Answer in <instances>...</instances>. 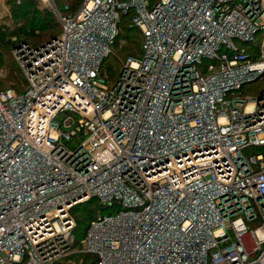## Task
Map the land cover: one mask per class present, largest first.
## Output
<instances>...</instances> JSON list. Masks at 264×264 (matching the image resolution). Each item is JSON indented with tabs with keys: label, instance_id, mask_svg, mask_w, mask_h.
I'll return each instance as SVG.
<instances>
[{
	"label": "built area",
	"instance_id": "built-area-1",
	"mask_svg": "<svg viewBox=\"0 0 264 264\" xmlns=\"http://www.w3.org/2000/svg\"><path fill=\"white\" fill-rule=\"evenodd\" d=\"M35 1L61 34L0 89V264H264V0ZM129 11L141 56L110 80Z\"/></svg>",
	"mask_w": 264,
	"mask_h": 264
},
{
	"label": "trees",
	"instance_id": "trees-1",
	"mask_svg": "<svg viewBox=\"0 0 264 264\" xmlns=\"http://www.w3.org/2000/svg\"><path fill=\"white\" fill-rule=\"evenodd\" d=\"M8 7L10 18L7 19L14 24V28L0 23V70L6 72L5 78L0 81L2 84H19L22 83L23 76L19 66L13 61L10 52L20 43H26L32 46H40L50 39L56 38L61 34V27L56 21L51 11L47 9L39 10L35 0H23L16 3L13 0H4ZM151 4L158 0H149ZM59 12H73L80 5L81 0H53ZM133 15L129 11L121 17L119 31L116 42L113 45V55L109 56L102 64L101 76L114 80L119 73L121 62L128 57L141 56V34L134 28L130 27V20ZM127 48H121L125 45ZM119 56V57H118ZM0 89H3L0 87ZM252 95H260L264 91V83L261 79L254 82L251 86ZM20 92V91H18ZM105 212L92 199L89 202L75 207L72 214L76 221V241H80L88 227L89 223ZM71 261H81L80 264H96V258L85 254H76L70 258Z\"/></svg>",
	"mask_w": 264,
	"mask_h": 264
},
{
	"label": "rangeland",
	"instance_id": "rangeland-1",
	"mask_svg": "<svg viewBox=\"0 0 264 264\" xmlns=\"http://www.w3.org/2000/svg\"><path fill=\"white\" fill-rule=\"evenodd\" d=\"M3 1H4V0H3ZM37 8H38L39 10H43V9H47V10H49L48 7H46V6H44V5H39V4H37ZM0 15H1L0 23H2L3 25L9 27L10 29H13V28H14V24H12L11 21H8V20H7V19L10 18V17H9L10 14H9L8 7H7L6 4H5V1H4V4H3V5L0 4ZM124 43H125V42H124ZM127 46H128V45L125 43V45L121 48V50H122L123 48H127ZM10 55H11L13 61H15V60H14V57H13V52H12V51L10 52ZM118 57H119V56H118ZM5 75H6V72L3 71V70H0V81L3 82V80H4V78H5ZM22 76H23V75H22ZM23 80H24V78H23ZM261 83H264V77L261 79ZM0 87L3 88V89L12 88V89H14L15 91H21V90L24 88V81H22V83H19V84H2ZM248 95H249L248 97H251V98H252V95H251V94H248ZM104 214L106 215V214H108V212L105 211ZM72 262H73L74 264H80V263H81V261H78V262H77V261H72Z\"/></svg>",
	"mask_w": 264,
	"mask_h": 264
}]
</instances>
